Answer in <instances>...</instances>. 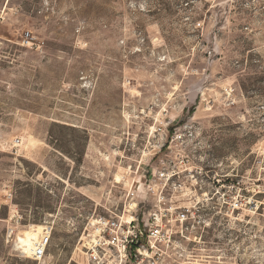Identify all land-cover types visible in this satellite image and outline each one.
Wrapping results in <instances>:
<instances>
[{"label": "rangeland", "instance_id": "obj_1", "mask_svg": "<svg viewBox=\"0 0 264 264\" xmlns=\"http://www.w3.org/2000/svg\"><path fill=\"white\" fill-rule=\"evenodd\" d=\"M130 210L143 264H264V0H0V264Z\"/></svg>", "mask_w": 264, "mask_h": 264}, {"label": "built area", "instance_id": "obj_2", "mask_svg": "<svg viewBox=\"0 0 264 264\" xmlns=\"http://www.w3.org/2000/svg\"><path fill=\"white\" fill-rule=\"evenodd\" d=\"M19 140L15 141L18 144ZM164 172H158V178H163ZM153 190V187H150ZM163 198L158 194L157 200ZM189 210V209H187ZM20 215L15 212L12 216L14 222H19ZM157 218V214L150 216ZM186 213L181 211L175 219L182 221ZM135 215L130 210L116 217L99 216L92 222L91 231L84 237L82 242L85 264H126L131 258L133 264H143L144 257L148 256L150 249L157 248L156 243L165 239L170 240L167 231L158 224H153L147 230H143L134 224ZM146 224H144L145 227ZM10 232L14 231L9 227ZM51 241V231L43 229L30 251V257L36 261L44 260ZM134 248V249H132ZM155 263V262H154Z\"/></svg>", "mask_w": 264, "mask_h": 264}, {"label": "bare ground", "instance_id": "obj_3", "mask_svg": "<svg viewBox=\"0 0 264 264\" xmlns=\"http://www.w3.org/2000/svg\"><path fill=\"white\" fill-rule=\"evenodd\" d=\"M19 240L25 245L26 249L30 250L35 243V233L26 232L24 237H20Z\"/></svg>", "mask_w": 264, "mask_h": 264}]
</instances>
